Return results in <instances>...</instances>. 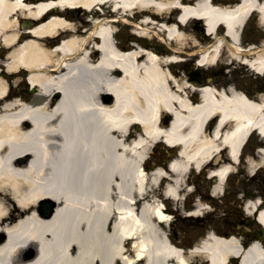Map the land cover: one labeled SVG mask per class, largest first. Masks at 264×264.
<instances>
[{"label":"bare ground","instance_id":"bare-ground-1","mask_svg":"<svg viewBox=\"0 0 264 264\" xmlns=\"http://www.w3.org/2000/svg\"><path fill=\"white\" fill-rule=\"evenodd\" d=\"M109 1L123 13L133 4L159 13L177 6L173 0H0L1 14L17 8L37 20L30 30L36 52L25 43L12 56L38 52L37 64H43L42 57L56 55L48 61L54 69L29 77L36 97L0 107V264H223L226 254L237 252V240L207 232L197 255L183 253L161 228L168 215L156 200L143 197L145 185L164 178L165 196L177 199L180 174L214 153L223 178L250 131L264 138L261 107L238 94L214 98L209 89L202 104H187L182 82L165 67L177 57L118 47L107 22L82 31L75 27L72 7L87 10ZM262 1L244 0L234 10L205 1L183 6L176 24L164 22L156 29L182 41L179 28L199 16L209 33L222 25L235 43L248 8L264 18ZM219 46L200 51L199 62L215 60ZM254 63L261 65L263 58ZM53 91L58 98L42 97ZM212 112L219 120L207 138L201 128ZM135 124L140 129L132 130ZM160 141L176 146L177 155L166 171L144 173L146 150ZM254 166L249 160V169ZM42 198L57 201L50 216L38 210ZM257 205L247 202L246 208ZM257 218L264 224V209ZM242 257L241 264H264V248L251 244Z\"/></svg>","mask_w":264,"mask_h":264},{"label":"flooded vegetation","instance_id":"flooded-vegetation-1","mask_svg":"<svg viewBox=\"0 0 264 264\" xmlns=\"http://www.w3.org/2000/svg\"><path fill=\"white\" fill-rule=\"evenodd\" d=\"M202 1L204 0H174L173 2L180 6L193 7ZM205 1L213 5H233L240 0ZM95 7H97V10L94 11L96 22H103V24L107 22V25L111 27L114 41L117 44L124 41L126 46L136 41L142 44L144 39L135 37V32L137 31L135 27H138L139 30H149L150 26L146 22L151 18H158L154 10L147 7L131 9L126 13H123L121 8L116 10L111 1L98 3ZM72 9H74V11L70 10L72 14H75L78 10ZM36 22L37 20L35 19L21 16L17 8L9 12L0 13V79L2 80H0V107L13 100L23 99L27 101L29 99L28 89L33 87V82H31L29 77L39 72L41 73V71H49L48 61L49 59L54 60L53 55L47 58L42 57L44 63L37 64L41 60L38 52L35 56H22V51H18V55H11V52H16L18 45L23 46L25 43L32 44V47L29 46L30 52H36V35L30 31ZM244 22L238 32L236 45L238 49L236 51L241 57L240 60H218L212 65L200 66L195 64L196 60L194 58L188 57L186 61H182L178 65L182 78L183 95L187 104L196 106L202 101L203 89H210L216 93L222 92L224 95L239 94L250 102L264 101V63L260 67L252 63L258 55L264 56V18L261 20L258 14L253 11ZM198 24V28H196L198 31L195 33L197 38L203 42L208 41V36L206 37L203 34V23L199 21ZM215 34L224 35L223 29H216ZM226 40L228 41L229 38L226 37ZM57 96L58 94H55L56 98L59 97ZM262 114H264V109ZM216 120L217 115H213L202 130L206 134L210 133ZM259 144L264 149V143H256L254 148L247 147V153L252 155L254 153L257 156L256 148ZM212 167L213 164H205L198 172L199 174L193 170L189 171L183 184L185 186H192L193 184V191L187 193L188 197L181 201V210L192 212L193 198L198 196L199 191L203 192V194L209 195L207 201L212 210L210 215L218 218L222 225L225 226L227 225V218L230 219L232 213L235 214L241 211L244 194L250 195L249 192H245L247 182L249 186H257L258 191L262 193L264 192V177H261L262 173L259 171L247 175L246 171L242 169L228 176L223 185L217 189L215 188L217 186V175L208 173ZM198 176L201 178L199 180L200 187L197 184ZM234 180L236 182H233ZM148 189L149 198H156L159 201L164 200L161 187L154 189L148 186ZM190 214L188 213V215ZM195 221L194 218L188 217L180 219L177 223L190 228ZM244 222L250 227H254L252 221L244 219ZM250 230L251 232L246 233L245 239L255 236V229L250 228ZM239 263V257L229 256L227 260V264Z\"/></svg>","mask_w":264,"mask_h":264},{"label":"rangeland","instance_id":"rangeland-1","mask_svg":"<svg viewBox=\"0 0 264 264\" xmlns=\"http://www.w3.org/2000/svg\"><path fill=\"white\" fill-rule=\"evenodd\" d=\"M83 18H85V17H89L88 16V14H87V16L85 15H81ZM93 20H94V18H93ZM75 22H77V21H75ZM170 43H171V41H170ZM166 46H164V45H162L161 44V51L162 50H164V48H165ZM34 91V90H33ZM137 128H136V125H135V127H133V129L132 130H136ZM159 144H162V143H159ZM163 145V144H162ZM160 145H157V147L155 148L156 150H155V152H154V154H155V157H150L149 155L147 156V161L145 162V168H146V165L147 164H151L152 162H154L155 161V159H157V160H160L161 158H163L164 157V155H165V153L163 152V150L164 149H162V148H158ZM165 148V147H164ZM158 149H159V151H158ZM178 198H179V196H178ZM177 198V199H178ZM177 199H174L173 201L175 202V201H177ZM179 202V201H178ZM183 210H181L180 212H182ZM169 215H170V213H168ZM170 217V221H169V223H167V224H165V226H163V228L164 229H166L168 232H171V237H172V229H174V228H171V224L172 223H174L175 222V224H174V227H175V229L177 228L178 230H179V232H178V240L180 241V242H183V241H185L184 240V238H183V236H182V233H181V229L180 228H182L177 222L179 221V218H176V217H173L172 215H170L169 216ZM180 217V216H179ZM174 218H175V220H174ZM190 232H191V235H193L194 233H196V232H198L199 233V235H198V237H199V239L200 238H203V236H204V234L206 233V231H213L212 230V228L210 227V226H207L206 227V229L205 230H203V229H200V228H197V229H195L194 230V228H191L190 230H189ZM203 232V234H201ZM186 233V232H185ZM193 233V234H192ZM187 234V233H186ZM174 242V241H173ZM175 243V242H174ZM183 246V245H182Z\"/></svg>","mask_w":264,"mask_h":264},{"label":"water","instance_id":"water-1","mask_svg":"<svg viewBox=\"0 0 264 264\" xmlns=\"http://www.w3.org/2000/svg\"><path fill=\"white\" fill-rule=\"evenodd\" d=\"M53 205H54V203H53V204H51V208L53 207Z\"/></svg>","mask_w":264,"mask_h":264}]
</instances>
